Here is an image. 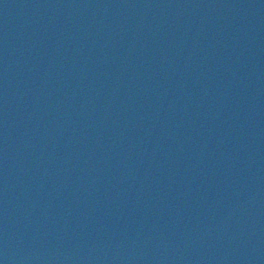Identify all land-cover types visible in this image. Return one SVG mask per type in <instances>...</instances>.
Returning <instances> with one entry per match:
<instances>
[{"label": "water", "instance_id": "1", "mask_svg": "<svg viewBox=\"0 0 264 264\" xmlns=\"http://www.w3.org/2000/svg\"><path fill=\"white\" fill-rule=\"evenodd\" d=\"M0 264H264V0H0Z\"/></svg>", "mask_w": 264, "mask_h": 264}]
</instances>
